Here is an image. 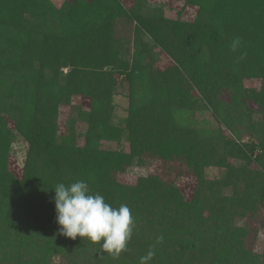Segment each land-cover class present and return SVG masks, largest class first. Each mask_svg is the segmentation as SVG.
I'll return each mask as SVG.
<instances>
[{
    "label": "trees",
    "instance_id": "trees-1",
    "mask_svg": "<svg viewBox=\"0 0 264 264\" xmlns=\"http://www.w3.org/2000/svg\"><path fill=\"white\" fill-rule=\"evenodd\" d=\"M183 1L196 7L191 21L126 9L121 0H0V264H53L54 256L68 264H140L148 251L155 254L147 264H264L253 250L260 225L235 220L264 210V0ZM120 19L136 22L135 37L146 33L176 64L155 70L141 52L123 56ZM117 76L128 89L123 128L111 123ZM247 77L260 79L259 88L245 89ZM74 94L90 102L82 145L73 131L57 139L59 107ZM248 98L261 114L252 126L256 144L224 139L194 118L211 111L238 137V121L229 119L238 117L235 102ZM9 120L28 144L20 179L6 169ZM121 131L126 149L101 145L120 141ZM147 157L163 162L161 176L117 181ZM209 167L224 172L212 178ZM184 174L197 179L189 199L177 184ZM76 180L111 206L130 208L134 228L118 257L60 233L52 188Z\"/></svg>",
    "mask_w": 264,
    "mask_h": 264
},
{
    "label": "rangeland",
    "instance_id": "rangeland-1",
    "mask_svg": "<svg viewBox=\"0 0 264 264\" xmlns=\"http://www.w3.org/2000/svg\"><path fill=\"white\" fill-rule=\"evenodd\" d=\"M54 6H59L64 0H50ZM122 4L126 9L133 8L134 11H138L144 14H152L154 12H162L167 18L176 20L177 18L191 21L196 15V7L191 5H185L183 0H121ZM135 2V3H134ZM137 27L136 22L129 20H118L117 21V35L116 37L120 41V51L123 56L131 60L133 56L141 52V61L146 65H151L155 70H163L167 67L175 65V61L157 44L153 39L146 33L143 34L139 39L135 37V28ZM62 72H66L67 68H62ZM117 86L115 89V94L112 99V117L111 123L115 126L123 128V120H125L128 111V89L127 83L121 76L116 77ZM242 86L245 89H258L260 86V79L257 78H243ZM226 92V91H225ZM222 99L227 103L230 102V98L227 94L222 96ZM90 102L84 96L74 94L70 99L68 104H62L59 107L58 118H57V139L61 140L65 137L69 131H73V134L79 145L83 144L84 133L86 130V121L83 118V112L89 108ZM235 111L237 118L233 116L234 119H229V122H237L235 127L239 131V136L236 137L231 129L220 121L219 118L213 115L211 111L203 110L202 113L196 112L194 118L196 119L198 126H203L208 132H215L221 129V134H223L224 139L230 138L233 141L242 144L249 141L250 138L253 139V143H257V132L252 129L257 122L261 119V114L256 103H254L250 98L246 99L245 103L238 99L235 102ZM179 122H183L182 117H177ZM187 121V119H186ZM184 121L183 123H185ZM9 128L13 130L14 140L11 144V151L7 157L6 169L12 173L17 179H20L23 171V164L26 158V152L28 148L27 142L24 138L18 134L13 128L14 123L9 120ZM234 128V127H233ZM234 128V129H235ZM213 132V133H214ZM122 139L118 142L113 141H102L101 145L106 147L114 148L116 150H124L127 147V140L125 139L124 131H121ZM260 153L258 147L252 154L257 156ZM160 158L147 157L146 162L141 166H133L126 172H121L116 175L118 182L123 184L132 185L135 182V178L138 176H143L147 174H157L161 176V171L163 169V162L159 160ZM253 159V158H252ZM166 164L168 162H165ZM254 161L250 164L252 168H255ZM163 172V177L166 174ZM224 168L222 167H209L206 171L210 177H219L223 174ZM178 187L180 188V193L189 199L192 195L193 189L196 187L197 179L191 174H184L181 179L177 180ZM242 190V186L239 187ZM252 215L242 217L241 215H236L235 220L238 224L245 223L251 228L255 225H260L255 238V243L253 245V250L260 255V258L264 260V210L257 208L255 210H250ZM240 209L237 208L236 214H239ZM256 220V223H254ZM1 227V226H0ZM5 227V226H2ZM76 263L79 259H73ZM53 264H68V260L64 258H58L54 256L52 258Z\"/></svg>",
    "mask_w": 264,
    "mask_h": 264
},
{
    "label": "clouds",
    "instance_id": "clouds-1",
    "mask_svg": "<svg viewBox=\"0 0 264 264\" xmlns=\"http://www.w3.org/2000/svg\"><path fill=\"white\" fill-rule=\"evenodd\" d=\"M237 44L239 38L234 41L233 50ZM52 189L56 222L62 235L72 239L86 237L114 257L126 249L134 228V218L127 205L111 206L101 194L93 193L83 180L67 185L58 183ZM157 239L162 241L163 237ZM154 254L148 251L140 258V264H147Z\"/></svg>",
    "mask_w": 264,
    "mask_h": 264
}]
</instances>
